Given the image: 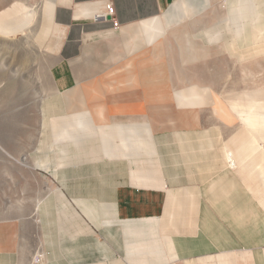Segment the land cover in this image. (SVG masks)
I'll use <instances>...</instances> for the list:
<instances>
[{"label":"rangeland","instance_id":"1","mask_svg":"<svg viewBox=\"0 0 264 264\" xmlns=\"http://www.w3.org/2000/svg\"><path fill=\"white\" fill-rule=\"evenodd\" d=\"M231 1L184 0L176 7L179 9L171 10L174 20H169L170 15L167 17L166 23L171 26L166 35L167 42L159 43L156 49L155 46L149 50L137 49V52L147 51V55L129 56L119 62L110 60L112 56H126L135 50L127 48L123 33H115L105 39L106 45L90 48L95 53L80 55L75 61L73 66L79 69L74 74L81 83L97 77L105 79L108 73L124 68L132 60L137 63L138 77L144 72L164 73L168 87L173 90L168 99L173 102L171 118L169 113L158 110L150 111L154 121L148 119L144 115L149 113V104L144 102L125 110L134 114L110 117L108 122H114L104 133L111 149L107 154L113 155L108 157L103 151L100 128L88 113L81 117V111L78 122L86 123L87 127L82 128L77 123L75 98L70 102L65 96L67 89L58 87L55 81L54 68L59 64L58 60L65 57L59 51L52 53L56 36L64 31L63 41L66 33L65 25L55 21L54 16L60 1L57 0L56 5L55 0H0V223H6L3 224L4 234L12 232L15 239L13 248H1L8 264H20L22 254L28 264H51L58 249L56 234L71 220L67 207L71 204L75 207L79 196H86L91 204H95L96 194L92 192L97 187L100 190L101 179L120 178L125 169H133L112 164L118 160L114 155L127 145L128 127L118 122L143 119L151 122L158 134L182 127L221 126L223 138L234 134L230 141L222 144L228 152V160L229 155H238L242 159L244 150L256 145L242 118L251 114L246 95L264 90V52L261 50L264 47V17L255 20L252 30L249 26V37L236 39L231 30L224 31L228 25L226 7ZM258 3L264 16V0H258ZM213 25L216 29L221 28L215 37L211 34ZM185 32L188 37L182 35ZM247 49L257 53L249 56ZM139 80L142 83L138 85L145 88L146 80L140 77ZM111 81L102 84L109 85ZM218 99L234 113L235 120L228 121L219 116L216 111ZM98 102L87 99L86 104L95 110ZM161 103L159 100L158 104ZM178 109L193 112L187 118L188 115ZM136 110L144 114H136ZM114 111L117 110L111 107L110 112ZM97 119V122L102 121L101 117ZM120 128L124 132L122 136ZM135 130L137 132L133 134L146 141L142 150L155 152L157 146L149 126H142V132ZM175 141H178V150L183 151L185 141L190 144L187 150L192 151L193 140L177 138ZM197 141L201 145V155L210 158L205 139ZM193 153L190 158L197 157ZM130 154L140 161L139 156H135L137 153L132 151ZM139 163L146 165L142 168L143 175L161 173L163 168L160 167L166 165L165 161L162 164L158 161ZM256 166L251 163L249 169L243 168L242 172H264V166ZM64 179H67V185ZM52 201L57 208L53 213L47 211L53 205ZM94 236L105 240L99 229L94 231Z\"/></svg>","mask_w":264,"mask_h":264},{"label":"crops","instance_id":"2","mask_svg":"<svg viewBox=\"0 0 264 264\" xmlns=\"http://www.w3.org/2000/svg\"><path fill=\"white\" fill-rule=\"evenodd\" d=\"M59 1L57 5L55 0L58 6V9L55 7V21L65 25L66 33L63 41L64 31L56 36L52 53L59 51L65 57L60 58L59 64L54 68L55 81L58 87L68 90L65 96L70 102L75 98L78 107V114L75 115L77 123L79 124L77 116L81 112V117L88 113L92 122L100 128V137L106 148L103 151L108 155L107 152L111 149L107 145L110 143L104 133L108 132L105 129L114 122H108L109 117L113 114L134 113L110 112L108 108L100 116L102 121L97 122L98 116L92 107L87 106V99L91 97L90 90L105 81H123L132 74L139 73L136 71L137 63L129 60L124 68L108 73L105 79L97 77L86 83H81L76 78L74 71L79 68L73 64L80 55L92 54L93 47L106 45L105 39L115 33H123L127 48L135 50L129 51L131 53L126 56H112L110 60L119 62L129 56L147 55V51L142 53L137 52V49L144 47L149 50L154 46L156 49L159 43L167 42L166 35L171 27L166 23L167 17L170 15L169 20L173 21L171 10L179 7L184 0ZM109 5L115 7V17L119 22L117 27L104 18ZM262 13V10L259 11L258 0H232L226 7L228 25L224 31L231 30L236 39H246L249 37L248 32H251L249 26L252 30L255 20L259 16L264 17ZM212 28L211 34L218 36L221 28L216 29V25ZM182 35L188 37L186 32ZM250 50L247 49L249 56L257 53ZM261 50L263 53L264 47ZM246 100L251 107V114L246 119L241 118L256 145L245 149L242 159L238 155H229L228 160V152L222 144L230 141L234 134L223 138L221 126L182 127L158 134L152 123L143 119L118 122L128 127V134L125 136L127 145L118 155H114L118 160H114L112 164L124 168L133 167L132 170L128 169L131 174L125 169L119 175L122 176L120 178L101 179L100 190L97 187L92 192L98 197H92L95 204H91L86 196H79L75 207L72 204L67 207L71 220L63 224L56 234L58 249L55 252L56 258H52L50 263L264 264V172H242L243 168L247 171L251 163H256L257 168L264 166V90L250 92L246 95ZM216 101L219 116L228 118V121L235 120L234 113L226 104L219 99ZM148 110L149 113L146 112L144 116L153 120L150 111H157L155 105L149 104ZM140 112L136 110V114ZM79 125L87 127L86 123ZM144 125L150 128L151 137L157 146L155 152L142 150L146 147V141L133 134L137 132L135 129L142 132ZM120 132H123L122 128ZM123 134L124 132L120 136ZM177 138L193 140L192 151L187 150L190 144L184 143L185 141L182 143L183 151L178 150L179 140L175 141ZM197 139H205L204 145L208 147L210 158L201 155V145H198ZM131 150L137 153L135 156H139L140 161L130 157ZM192 153L197 157L190 158ZM147 161H158L161 164L165 161L166 165L160 167L163 168L161 173L149 172L148 175H143L142 168L146 165L139 162ZM64 180L67 185V179ZM103 182L104 186L109 185L108 188H102ZM51 203L53 205L47 211L53 213L57 208L54 207L55 201ZM0 224V264H8L3 257L6 253L1 252V248H13L15 239L12 232L4 234L3 224L6 223ZM97 229L105 237L104 241L94 236ZM20 264H28L23 254Z\"/></svg>","mask_w":264,"mask_h":264},{"label":"bare ground","instance_id":"3","mask_svg":"<svg viewBox=\"0 0 264 264\" xmlns=\"http://www.w3.org/2000/svg\"><path fill=\"white\" fill-rule=\"evenodd\" d=\"M137 74H132L123 81L109 83V85L101 84L99 87L90 90L91 97L88 99L90 101L91 99L99 101L98 104H95V111L98 117L104 114L103 112L108 108L113 107L117 111H125L141 106L142 102L155 105L157 111L164 110L165 114L169 113V118L173 117V102L168 101L173 90L168 87V82L165 80L167 78L166 74H161V72L159 74L157 71L140 74L139 77L146 80V89L141 87L142 85H138L142 82H140ZM87 92L89 91L87 90ZM159 100L162 101L161 104H158ZM178 110L188 115L187 118L193 112L191 109Z\"/></svg>","mask_w":264,"mask_h":264},{"label":"built area","instance_id":"4","mask_svg":"<svg viewBox=\"0 0 264 264\" xmlns=\"http://www.w3.org/2000/svg\"><path fill=\"white\" fill-rule=\"evenodd\" d=\"M107 21H111L115 27L118 26V20L115 17V7L113 5L108 6L107 15L104 16Z\"/></svg>","mask_w":264,"mask_h":264}]
</instances>
